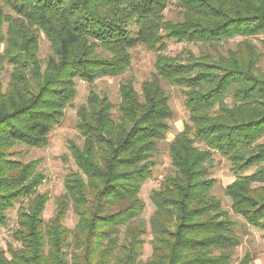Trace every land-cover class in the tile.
<instances>
[{"label": "trees", "instance_id": "16d2710c", "mask_svg": "<svg viewBox=\"0 0 264 264\" xmlns=\"http://www.w3.org/2000/svg\"><path fill=\"white\" fill-rule=\"evenodd\" d=\"M174 5L176 19L166 17ZM264 0H3L0 2V226L17 202L18 247L0 248V264H232L241 217L264 239ZM51 53L39 56L40 36ZM243 37L222 53L218 44ZM167 40L214 49L166 52ZM157 52L141 92L131 79L116 105L91 90L77 107L83 142L71 140L76 165L48 220L38 160L16 158L19 145L43 148L77 95L76 80L119 76L131 50ZM7 79V80H6ZM165 80L184 95L188 119L169 143L171 170L150 192L152 254L143 263L144 184L174 111ZM214 152L231 164L214 193ZM250 171V172H248ZM72 210L73 228L65 220ZM246 253L236 264H252Z\"/></svg>", "mask_w": 264, "mask_h": 264}, {"label": "rangeland", "instance_id": "374dc122", "mask_svg": "<svg viewBox=\"0 0 264 264\" xmlns=\"http://www.w3.org/2000/svg\"><path fill=\"white\" fill-rule=\"evenodd\" d=\"M3 0H0L2 3ZM168 19H176L178 12L174 5L169 6L165 11ZM244 39L243 37H235L229 40L222 41L218 44V49L222 53H226L228 49L235 48L237 43ZM261 39H264V33L251 40L261 49ZM184 48H189L196 54L211 51L214 49L208 44L200 42H184L177 40H167L166 52L176 54ZM51 53L50 43L44 34L40 36V51L39 56L44 61ZM132 64L130 68L119 76L102 77L92 83L76 80L77 95L73 101L66 107L63 119L58 123L50 134V143L47 147H29L19 145L15 148L16 158L23 161L38 160L40 162L39 170L45 173V180L39 186L38 192L45 193L48 196V201L44 210V219L48 220L55 212V199L64 191L65 175L72 169H76L73 157L69 149L71 140L82 144L83 139L76 127L77 107L84 103L91 90H95L100 94L108 95L111 100L117 105L120 99L119 86L122 81L131 79L137 91L141 92L142 83L150 79L155 71V61L157 52L149 49L144 45H138L131 50ZM264 68V59L261 61ZM7 80V79H6ZM164 88L170 96V103L174 111V116L170 120L171 129L166 138L160 142L159 152L155 156L156 165L154 167V175L148 180L141 191V196L145 201L146 207L142 217L147 225V233L144 236L145 245L141 255L143 263L152 254V234L150 230L149 219L154 210V206L150 200V192L152 189L159 187L161 180L171 170V161L169 157V143L174 139L179 131L184 127L188 119V110L184 103V95L181 88L170 85L165 80L162 81ZM230 161L221 153L214 152L213 162L211 166V175L216 178L217 183L214 188V193L220 197L225 207L229 208L231 202L224 193V188L235 179V175L231 171ZM250 172V171H248ZM20 202L8 210V223L5 226H0V248L8 250L9 247H18L20 242L16 240L14 232L17 228V211ZM238 231L242 236L241 244L235 249L234 259L232 264H236L246 253H250L253 257L252 264H264V239L263 231L257 229L245 222L239 216ZM77 218L72 210L69 211L65 223L70 228L76 225Z\"/></svg>", "mask_w": 264, "mask_h": 264}]
</instances>
